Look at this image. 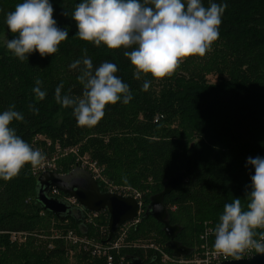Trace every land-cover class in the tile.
I'll return each instance as SVG.
<instances>
[{"label":"trees","instance_id":"obj_1","mask_svg":"<svg viewBox=\"0 0 264 264\" xmlns=\"http://www.w3.org/2000/svg\"><path fill=\"white\" fill-rule=\"evenodd\" d=\"M20 2L0 0V111L15 105L25 119L11 126L44 159L35 168L25 165L11 180H0V264H69L63 236L72 231L105 247L117 241L118 235L108 240L107 211L87 223L90 213L84 212L85 220H78L80 208L76 206L67 203L74 214L58 217L38 201L37 180L45 171L41 165L59 155L63 157L54 169L58 173L70 172L78 156L88 155L89 163L97 164L104 177L119 187L118 193L133 195L127 188L139 194L142 218L125 229L120 252L107 253L114 257L112 264H129L133 258L161 264L162 256L156 251L159 244L166 245L164 250L174 257L167 248L164 226L144 215L151 198L178 173L183 174V182L165 197L164 205L170 224L181 227L176 240L195 252L204 224L213 229L225 203L238 197L242 206L246 204L245 188L252 172L246 167L247 158L264 157V0H226L219 38L205 55L184 58L165 78L142 74L140 80L133 78L134 67L124 57L125 49L96 47L73 38L77 29L71 12L80 0H51L58 27L69 31L56 53L44 58L33 53L24 61L15 58L6 48L5 42L15 34L4 24V16ZM203 3L207 7L208 0ZM85 49L94 67L105 61L114 63L116 75L132 94L128 104L108 105L92 127L78 126L72 109L61 107L54 98L61 82L62 94L82 95L78 73L68 65ZM210 75L216 83L208 79ZM36 79L47 93L44 100L36 99L31 91ZM145 79L151 82L146 92L141 91ZM30 105L39 111L33 112ZM71 152L77 156L69 157ZM98 182L103 191H110ZM64 196L49 193L59 200ZM54 231L61 236L55 238ZM21 233L28 235L20 238ZM148 241L147 249L135 245ZM90 254L76 255L77 262L72 264H108L107 256Z\"/></svg>","mask_w":264,"mask_h":264},{"label":"clouds","instance_id":"obj_2","mask_svg":"<svg viewBox=\"0 0 264 264\" xmlns=\"http://www.w3.org/2000/svg\"><path fill=\"white\" fill-rule=\"evenodd\" d=\"M228 7L226 0H80L71 12L76 33L73 38L96 47L125 49L124 57L134 67L133 78L150 75L162 79L171 75L184 58L203 56L219 38L222 17ZM51 0H22L4 16V24L15 34L7 40L6 48L20 61L33 53L41 58L52 56L62 42L69 38L67 27H58L53 18ZM63 15L68 16L64 10ZM84 54L68 68L75 70L83 85L82 95L62 94L63 82L57 85L54 98L63 108H71L77 125L95 126L104 116L108 105L128 104L132 99L128 84L116 75L117 66L109 61L94 67ZM31 89L35 98L44 100L42 81L35 80ZM145 79L141 91H148ZM33 112L39 110L29 106ZM24 115L15 105L0 111V180L15 177L25 165L37 167L44 159L39 149L17 135L11 125L23 121ZM246 167L252 169L250 185L241 198L235 197L223 205L218 222L212 229L215 254L241 259V253L253 250L264 256V157H248ZM261 230V231H257ZM258 237V238H257Z\"/></svg>","mask_w":264,"mask_h":264},{"label":"water","instance_id":"obj_3","mask_svg":"<svg viewBox=\"0 0 264 264\" xmlns=\"http://www.w3.org/2000/svg\"><path fill=\"white\" fill-rule=\"evenodd\" d=\"M96 177L86 168L76 165L73 170L66 174L56 171H45L38 178V201L44 209L50 211L58 217L73 215V209L65 202L49 197V193L56 189L64 195L75 199L78 205V220L84 221V212L100 213L107 211L108 221V240H113L121 228L127 223L134 222L141 214L142 206L138 199L132 195H122L116 192H105L102 190ZM184 179L183 174L178 173L171 177L165 184L163 191L151 198V203L144 218L152 217L164 226L163 230L169 239L167 248L171 250L174 257L183 258L192 255V249L187 248L176 240L181 232V227L171 225L169 214L164 205V199L171 194ZM75 216V215H74ZM129 264H145L141 259L133 258ZM219 264H264V256L255 254L253 257L240 260L224 261Z\"/></svg>","mask_w":264,"mask_h":264},{"label":"rangeland","instance_id":"obj_4","mask_svg":"<svg viewBox=\"0 0 264 264\" xmlns=\"http://www.w3.org/2000/svg\"><path fill=\"white\" fill-rule=\"evenodd\" d=\"M208 79L209 80H211V82L212 83H216L215 82V80H214V78H213V76H209L208 77ZM69 153H70V151L69 152H65L64 153V155H66V156H68L69 155ZM72 153V152H71ZM77 156V154H74V153H72L69 157H73V156ZM61 157H63V156H60L59 155V157L57 158V156H56V158H54L55 160H53L52 162H49V163H45L44 164V162L42 163V165H41V169H44V168H46L47 170H53V171H55L54 169H57V166H58V164H57V162H58V160H59V158H61ZM89 157H88V155H84V156H78L77 158H76V160H75V162H76V164L73 166V165H71L70 167H73V169L75 168V166L76 165H80V163H83V165H80V166H85V168H87V170H89L94 176H96L97 178H100V179H98V181L100 180V181H102L103 183H104V185L105 186H107V188L108 189H110V191L111 192H116V193H118L117 191H118V186H116L115 184H114V182L113 181H110L106 176L104 177V174H103V170L101 171L99 168H98V166H97V164H94V163H92L91 162V164L89 163V159H88ZM83 159V160H82ZM72 168H71V170H73ZM46 171V170H45ZM41 175V174H40ZM102 176H103V178H102ZM121 189H123L124 190V188H121ZM125 191L126 192H130V194H133V196H138L139 194H137V192H135V191H131V189H125ZM105 213L106 211H102V212H100V213ZM100 213H95L97 216L100 214ZM92 214V213H91ZM94 216V215H93ZM92 216V218L94 219L95 217H97V216H94L93 217ZM93 219H92V223L94 222L93 221ZM203 228H205V230H204V232H202L201 234H200V236H199V238H198V245H196V247H195V252L193 253V255L192 256H190V257H183V258H179V259H175V260H172L171 258L172 257H170L171 255H169V253H167L165 250H164V248H165V246L166 245H161V244H159V245H156V251H157V253L160 255V256H162L161 257V264H195V262H194V260H195V258H196V256H198L199 254L198 253H200L201 252V246H202V242H203V240H202V236H204L205 235V233L207 232V231H209V230H211L210 229V227L209 226H207V224H204V227ZM202 228V229H203ZM103 227H101L100 228V231L103 233ZM75 233V232H74ZM53 234L55 235L54 237L55 238H59L61 235L58 233V231L56 232V231H54L53 232ZM28 234H20V238L21 237H26ZM75 235L79 238V239H81L82 241H83V243H76V244H74V243H72V242H70V241H66L65 240V242H66V244H67V255H66V258H67V261H68V263L70 264H72V263H74V262H77V259H76V255H78V256H81V254H83V252L84 253H88V254H90V252H91V256H95L94 255V252L92 251V245L94 246V245H101V246H103L104 245V243H102V242H100V241H96V240H94V239H92L91 237H88L87 238V240H85V238H83L82 237V235H79V234H76L75 233ZM87 237V236H86ZM77 239V238H76ZM74 241H77V240H75V239H73ZM169 240V239H168ZM73 241V242H74ZM150 241V240H149ZM141 242V243H139V242H136L135 243V245H142V247H144V249H147L149 246H147V243H153V241H150V242ZM90 243V244H89ZM121 246H123V244H121ZM150 248V247H149ZM198 254V255H197ZM165 255H167V257L165 256Z\"/></svg>","mask_w":264,"mask_h":264},{"label":"built area","instance_id":"obj_5","mask_svg":"<svg viewBox=\"0 0 264 264\" xmlns=\"http://www.w3.org/2000/svg\"><path fill=\"white\" fill-rule=\"evenodd\" d=\"M83 168H85V166H81ZM44 170L46 171H52V170H47L44 168ZM45 172V171H44ZM96 177V176H95ZM95 179L98 180V178L96 177ZM108 192H111V191H108ZM61 192L54 189L51 193L52 197H56L58 195H60ZM133 196V195H132ZM135 197V196H134ZM60 198V197H58ZM136 198L138 199V201L140 202V198H139V195L136 196ZM62 201H65L66 203H69L70 205L72 206H76L77 208H81L80 205H78L77 201L71 197H61L60 198ZM141 206H142V203L140 202ZM97 216L95 213L94 214H91L87 217L86 219V222L87 223H91L92 222V216ZM93 216V217H94ZM139 219L138 218L137 220H135L134 222H130V223H127L126 225H124L122 228H121V231L118 233V239L115 243H113L111 246H108V247H105L104 245L101 246V245H92V251L94 252V255L96 257H99L101 258L102 255H105L107 256V262L108 264H112L113 263V255L111 254H107L111 251H117V252H120V248H121V244L124 243V239L126 238V228L129 226V224H137L139 222ZM261 231V230H259ZM108 232V230L106 231V233ZM213 235L212 231L209 230L205 233L204 236H202V246H201V252L198 253L194 260L195 264H219V263H222L224 261H232V260H235L232 256H224V255H219V254H215L213 249H212V244H211V236ZM17 238V235L14 234L13 235V239L15 240ZM63 238L66 240V241H70L74 244L76 243H83V241L81 239H79L75 233L72 231V232H69L68 234H66V236H63ZM78 240H77V239ZM85 238V240H87L88 237H83ZM258 238V237H257ZM73 239L77 240V241H74ZM74 241V242H73ZM90 244V243H89ZM256 253L253 251V250H246L244 253H241V259H247V258H250V257H253ZM167 257V255H165ZM172 257V256H170ZM177 257H172L171 259L172 260H175ZM240 260V259H239Z\"/></svg>","mask_w":264,"mask_h":264},{"label":"flooded vegetation","instance_id":"obj_6","mask_svg":"<svg viewBox=\"0 0 264 264\" xmlns=\"http://www.w3.org/2000/svg\"><path fill=\"white\" fill-rule=\"evenodd\" d=\"M143 212V211H142ZM143 214V213H142ZM142 214H141V216L139 217L140 219H139V221L141 220V218H142Z\"/></svg>","mask_w":264,"mask_h":264}]
</instances>
